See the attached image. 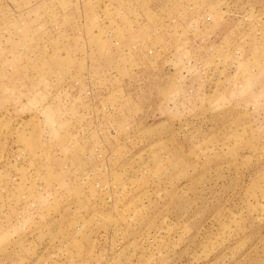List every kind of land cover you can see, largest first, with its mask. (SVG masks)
Returning <instances> with one entry per match:
<instances>
[{
  "label": "rangeland",
  "instance_id": "374dc122",
  "mask_svg": "<svg viewBox=\"0 0 264 264\" xmlns=\"http://www.w3.org/2000/svg\"><path fill=\"white\" fill-rule=\"evenodd\" d=\"M0 264H264V0H0Z\"/></svg>",
  "mask_w": 264,
  "mask_h": 264
},
{
  "label": "built area",
  "instance_id": "2783aa9c",
  "mask_svg": "<svg viewBox=\"0 0 264 264\" xmlns=\"http://www.w3.org/2000/svg\"><path fill=\"white\" fill-rule=\"evenodd\" d=\"M76 1H78V0H76ZM208 20H210V18H208ZM241 55V52L239 51V50H236L235 51V56L236 57H239ZM218 63V59H216V64ZM223 71V70H222ZM224 73V72H223ZM221 78H223V75H221Z\"/></svg>",
  "mask_w": 264,
  "mask_h": 264
}]
</instances>
